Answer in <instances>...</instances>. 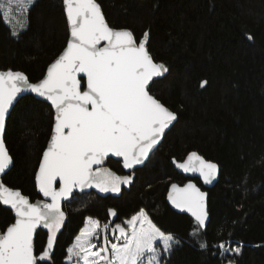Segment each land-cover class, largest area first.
Masks as SVG:
<instances>
[{
	"label": "trees",
	"instance_id": "1",
	"mask_svg": "<svg viewBox=\"0 0 264 264\" xmlns=\"http://www.w3.org/2000/svg\"><path fill=\"white\" fill-rule=\"evenodd\" d=\"M97 2L111 28L130 30L137 42L149 33V54L169 69L151 85V95L176 114V121L119 196L75 195L64 205L66 219L51 259L42 264H70L66 250L87 218L123 224L141 209L180 241L162 264H264V0ZM67 39L62 0H37L17 37L0 13V70L19 71L38 82ZM52 124L50 106L31 96L19 100L7 120L4 141L13 165L3 183L32 201L40 198L35 174ZM190 152L220 170L215 186L206 189L209 222L199 236L191 235L195 221L165 202L172 183L187 181L171 161H182ZM106 168L125 175L112 159ZM14 219L11 208L0 204V233ZM221 242L239 247L240 254L224 257L215 247ZM46 245L47 229H39L35 254Z\"/></svg>",
	"mask_w": 264,
	"mask_h": 264
},
{
	"label": "snow or ice",
	"instance_id": "2",
	"mask_svg": "<svg viewBox=\"0 0 264 264\" xmlns=\"http://www.w3.org/2000/svg\"><path fill=\"white\" fill-rule=\"evenodd\" d=\"M34 0H0V12L8 16L23 13ZM70 36L62 54L48 67L46 76L30 83L19 71H0V174L12 163L3 139L5 119L18 94L31 91L43 97L54 110L50 140L42 154L35 182L45 200L30 203L27 196L0 181V204L14 213V222L0 233V264H42L51 259L52 250L66 219L61 201L74 189L95 188L101 193H119L120 186L132 182L131 175H116L104 167L109 156L122 158L125 169H133L148 158L176 114L150 94L149 84L169 69L149 54L145 32L137 42L130 30H116L107 24L97 0H63ZM19 22V20L17 21ZM12 35H18L13 30ZM248 39H252L251 36ZM103 42V43H102ZM86 77V89L82 81ZM207 82H201L203 88ZM185 173H199L205 184L217 176V165L196 152L183 163L173 160ZM203 193L193 183L171 185L168 199L195 221L191 235L199 236L208 213ZM115 216V210L109 209ZM125 226L116 224L113 242L103 235L108 224L87 218L86 225L67 248L70 264H162L180 243L162 231L141 209ZM47 229V245L34 254L37 229ZM159 242V244H157ZM207 248L206 241L200 242ZM221 255L240 254L225 242L215 245ZM95 249V250H94ZM228 264H234L229 261Z\"/></svg>",
	"mask_w": 264,
	"mask_h": 264
},
{
	"label": "water",
	"instance_id": "3",
	"mask_svg": "<svg viewBox=\"0 0 264 264\" xmlns=\"http://www.w3.org/2000/svg\"><path fill=\"white\" fill-rule=\"evenodd\" d=\"M63 1V0H62ZM98 3V2H97ZM99 4V3H98ZM100 5V4H99ZM101 7V6H100ZM63 9H64V13H65V7H64V4H63ZM101 11H102V13H103V10H102V8H101ZM103 15H104V13H103ZM65 17H66V13H65ZM105 17V16H104ZM105 20H106V18H105ZM66 22H67V18H66ZM106 22H107V20H106ZM107 24H108V22H107ZM109 25V24H108ZM67 27H68V39H69V36H70V32H69V26H68V23H67ZM110 27V26H109ZM67 39V40H68ZM103 43V42H102ZM66 45H67V43H66ZM66 47V46H65ZM146 48H147V43H146ZM65 49V48H64ZM63 49V50H64ZM63 50H62V52H63ZM148 50V49H147ZM62 52L60 53V54H62ZM59 54V55H60ZM59 55L52 61V63L59 57ZM152 57V56H151ZM154 61V60H153ZM155 62V61H154ZM51 63V64H52ZM50 64V65H51ZM49 65V66H50ZM48 66V67H49ZM48 67H47V69H48ZM47 69H46V73H47ZM0 71H3V70H0ZM7 71V70H6ZM14 72H16V71H14ZM46 73H45V75H44V77L46 76ZM165 75V74H164ZM164 75H162V76H160V77H154L153 78V80L150 82V84H149V87L155 82V81H157V80H159V79H161ZM43 77V78H44ZM42 78V79H43ZM40 81V80H39ZM38 81V82H39ZM30 82V81H29ZM30 83H32V82H30ZM35 83H37V82H35ZM82 87L84 88V89H86V77L84 78V80L82 81ZM27 96H31V97H33L34 99H36V100H38V101H41V102H43V103H46L47 105H49L50 106V108H51V105H50V103L48 102V101H46L43 97H39V96H37L35 93H33V92H31V91H25V92H22V93H20V94H18V96L16 97V99L13 101V104H12V106H10V108H9V112H8V114L6 115V119H5V130H6V125H7V120H8V118H9V116H10V113H11V111L13 110V108L15 107V105L18 103V101L19 100H21L22 98H24V97H27ZM51 110H52V113H53V124H54V110L51 108ZM175 121L176 120H174L171 124H170V126L165 130V133H164V135L162 136V138H161V140H160V142L156 145V147L153 149V151L149 154V156H148V158L144 161V163L143 164H141V165H136L133 169H125L124 167H123V163H122V158H119V157H113V156H109L107 159H106V161H105V163H104V165L103 166H106V164H107V162H108V160H110V159H112V160H114V161H116V162H119L120 163V165H121V168H122V170H123V172L124 173H126V174H129V173H133L134 171H136V170H138V169H141V168H143L144 166H145V164L147 163V161L149 160V158H150V156L152 155V153L160 146V144L162 143V141H163V139H164V137L166 136V134L171 130V128L174 126V124H175ZM53 124H52V126H53ZM51 135V134H50ZM4 137H5V131H4V135H3V139H4ZM49 140H50V137H49ZM49 140H48V142H47V145H46V148H47V146H48V143H49ZM5 142V141H4ZM6 146V145H5ZM45 148V149H46ZM6 149H7V147H6ZM8 151V150H7ZM44 152V151H43ZM9 153V152H8ZM190 153H192V152H190ZM189 153V154H190ZM197 153V152H196ZM43 154V153H42ZM188 154V155H189ZM198 154V153H197ZM188 155L182 160V161H176L175 159H172V165L174 166V168L176 169V171L180 174V175H182L185 179H187L188 181L185 183V184H183V185H180V184H178V183H172V184H176L178 187H184L185 185H187L188 183H193V184H195L196 185V187L197 188H199V190L201 191V192H203V193H206V197H205V203H206V210H207V213H208V192L206 191V189H210V188H213L214 186H215V184L217 183V181H218V179H219V175H220V170H219V166L217 165V176H216V179L215 180H213L212 181V183L211 184H205L204 183V181H203V178L202 177H200V175H199V173L197 172V173H192V172H188V173H185L182 169H179V168H177L176 167V165L173 163V160H175L177 163H183V162H185L186 161V159H187V157H188ZM199 155V154H198ZM199 156H201V155H199ZM202 157V156H201ZM41 158H42V156H41ZM204 160H206L204 157H202ZM12 159V158H11ZM41 160V159H40ZM206 161H208V160H206ZM211 162V161H210ZM40 163V162H39ZM212 163H214V162H212ZM12 165H13V160H12V163H11V165H9V167H8V169H6L5 170V173H3V174H0V181H2L3 182V178H4V176L6 175V173L12 168ZM38 167H39V165H38ZM37 171H38V168H37ZM36 171V172H37ZM194 180H198L199 182H200V184H201V187H199L196 183H195V181ZM171 184V185H172ZM171 185L168 187V190H167V193H166V198H165V202H166V204H167V206L173 211V212H175V213H177V214H181V215H186V216H188V217H190V218H192L193 220H194V218L192 217V215L188 212V211H181L180 209H178V208H176L172 203H171V201H169V199H168V194H169V191L171 190ZM35 186H36V182H35ZM36 190H37V193L39 194V196H40V198L39 199H36V200H34V201H32L29 197V201H30V203H35L37 200H41V201H43V200H45V198L42 196V194L41 193H39V191H38V189H37V186H36ZM89 193H96V194H101V192H99L97 189H95V188H86V189H84L83 191H81V190H79V189H74V191H73V193H72V195L71 196H69V198L67 199V200H62L61 201V210L63 211V208H64V205L67 203V202H69L75 195H85V194H89ZM23 195V194H22ZM3 205V204H2ZM5 206V205H4ZM6 207H8V206H6ZM8 208H10V207H8ZM208 222H209V214H208V219L206 220V226H205V228L204 229H202V230H205L206 229V227H207V224H208ZM39 229H44V228H39ZM39 229H37V232H38V230ZM6 231V230H5ZM37 234V233H36ZM36 234L34 235V254H35V239H36Z\"/></svg>",
	"mask_w": 264,
	"mask_h": 264
},
{
	"label": "rangeland",
	"instance_id": "4",
	"mask_svg": "<svg viewBox=\"0 0 264 264\" xmlns=\"http://www.w3.org/2000/svg\"><path fill=\"white\" fill-rule=\"evenodd\" d=\"M36 1L37 0H34V3ZM34 3L31 5L30 8H28L23 13H15L14 15H9L8 16V22L7 23L5 22V13L4 12H0L2 14V16H3L4 22L10 27L11 31L15 30V31L18 32V35H19L21 32H23L27 28V17H28V13H29L30 9L32 8V6L34 5ZM18 20H19V22H17ZM18 35L14 36V37H17ZM106 224H108V226H109L107 233H101V239L100 240H96L94 238L93 239V242L94 243H97L98 245H100L102 243L103 235H107L109 237V239L111 241H113V242H119V241H117L115 239V237H117L119 235V233L118 232H116V233H113L112 232V229L115 228V224L114 225L113 224L111 225L110 223H106ZM85 225H86V221H85V224H84L83 228L85 227ZM103 225H105V224H103ZM103 225L100 224V227L102 228ZM121 225L126 227V225L124 223L121 224ZM157 244H159V242H157ZM227 246L230 247V248H236L234 246L233 247L230 246L229 244H227ZM234 254H235L234 252H227V253L223 254V256L225 257V256H228V255H234ZM166 255L167 254H163L162 257L163 256H166Z\"/></svg>",
	"mask_w": 264,
	"mask_h": 264
},
{
	"label": "flooded vegetation",
	"instance_id": "5",
	"mask_svg": "<svg viewBox=\"0 0 264 264\" xmlns=\"http://www.w3.org/2000/svg\"><path fill=\"white\" fill-rule=\"evenodd\" d=\"M150 88H151V86L149 87V89H150ZM150 94H151V91H150ZM104 167H106V166H104ZM134 172H135V171H134ZM134 172H133V173H134ZM133 173H129V174L124 173V174H125V175H131L132 178H133ZM187 181H188V180H187ZM187 181H186V182H187ZM186 182H185V183H186ZM185 183H184V184H185ZM182 185H183V184H182ZM128 186H129V184H127V185H123V184H122V185L120 186V192H119V193L108 192V193H101V195H106V194L110 195V194H111V195L119 196V195L122 193V191H123L124 189H126Z\"/></svg>",
	"mask_w": 264,
	"mask_h": 264
}]
</instances>
